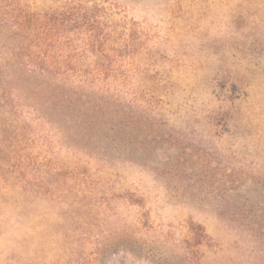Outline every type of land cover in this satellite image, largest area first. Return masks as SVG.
<instances>
[{"label": "rangeland", "instance_id": "obj_1", "mask_svg": "<svg viewBox=\"0 0 264 264\" xmlns=\"http://www.w3.org/2000/svg\"><path fill=\"white\" fill-rule=\"evenodd\" d=\"M16 1L0 264H264V0Z\"/></svg>", "mask_w": 264, "mask_h": 264}, {"label": "trees", "instance_id": "obj_2", "mask_svg": "<svg viewBox=\"0 0 264 264\" xmlns=\"http://www.w3.org/2000/svg\"><path fill=\"white\" fill-rule=\"evenodd\" d=\"M17 3L16 0H0V21L14 26L29 43H33L32 36H36L39 39L44 34L48 35V33L58 32L59 27L67 21V17H64L66 13L70 15L71 11L76 10L73 8L71 11L43 16ZM44 45L39 41V46L42 47ZM43 64L42 66H47L48 63L44 62ZM42 66L41 68H43ZM43 70L46 71L45 68Z\"/></svg>", "mask_w": 264, "mask_h": 264}]
</instances>
